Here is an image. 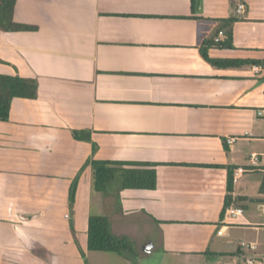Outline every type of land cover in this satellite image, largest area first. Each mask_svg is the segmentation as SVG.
I'll use <instances>...</instances> for the list:
<instances>
[{"label":"crops","instance_id":"obj_1","mask_svg":"<svg viewBox=\"0 0 264 264\" xmlns=\"http://www.w3.org/2000/svg\"><path fill=\"white\" fill-rule=\"evenodd\" d=\"M196 4L193 13L191 0L16 2L14 21L36 28L0 31V73L36 78L39 89L13 99L0 121V264H245L250 254L264 264V0ZM220 30L232 31L234 48L209 56L246 65L201 57ZM53 132L48 152L31 146ZM91 160L160 164L156 189H124L107 213L137 258L87 249L88 218L106 214L115 193L94 191ZM230 168L242 170L231 205L245 212L222 221ZM19 244L32 258L6 259L3 248Z\"/></svg>","mask_w":264,"mask_h":264},{"label":"trees","instance_id":"obj_2","mask_svg":"<svg viewBox=\"0 0 264 264\" xmlns=\"http://www.w3.org/2000/svg\"><path fill=\"white\" fill-rule=\"evenodd\" d=\"M18 0H0V31H32L36 27L16 23L13 19L14 9ZM29 1H49V0H29ZM197 0H191V9L195 13ZM231 24L234 19L219 20ZM216 46L225 49H233L232 31L228 32V37L221 41H209L200 48L201 57L214 67L218 68H236L246 65L247 60L234 59H214L209 56V48ZM0 61H2L0 59ZM39 83L33 77H21L19 75H8L0 73V121L6 122L10 117V108L13 99L25 98L35 99L38 95ZM72 135L76 140L91 141V133L85 130H73ZM92 171L93 189L96 192L114 194L105 196L104 215H90L87 228V249L97 252H112L128 259H134L138 256V246L135 240L128 236H117L113 234L110 226L108 212L112 207L120 204V191L124 189L141 188L156 189L158 186L157 167L159 163H140L125 161H100L91 160L87 163ZM249 170V168H244ZM259 171V169H254ZM234 171L230 168L227 181V194L220 217L225 219L226 211L233 203L232 193L234 188ZM78 185V177L71 186L69 201L74 204ZM259 194L264 195V178L259 186ZM260 202L262 199H252L241 197L240 202ZM4 257L8 260L21 262L32 258L33 254L22 244L15 246H5L3 248Z\"/></svg>","mask_w":264,"mask_h":264},{"label":"built area","instance_id":"obj_3","mask_svg":"<svg viewBox=\"0 0 264 264\" xmlns=\"http://www.w3.org/2000/svg\"><path fill=\"white\" fill-rule=\"evenodd\" d=\"M246 10V5L243 3H239L237 8H236V12L237 13H243ZM227 38V34L224 32V30H220L218 33V36L215 38V42H221L223 40H225ZM257 70V68H255ZM259 115L264 117V111L259 112ZM236 138L235 137H231L227 140L228 144H231L233 142H235ZM259 163V158L257 154H252L251 158H250V164L252 166H257ZM242 170H237L235 172V176H234V180L236 179L235 177L241 172ZM244 210L243 208L239 207V206H234L231 205L228 207L227 211H226V216H227V220H237L238 218H240L241 216H243L244 214ZM66 217H68V215H66ZM240 246L244 249H247L249 251H255L257 249V244L256 243H251V242H246V241H242L240 242ZM244 262L245 264H260V261L258 259H256L253 255H247L244 257Z\"/></svg>","mask_w":264,"mask_h":264},{"label":"clouds","instance_id":"obj_4","mask_svg":"<svg viewBox=\"0 0 264 264\" xmlns=\"http://www.w3.org/2000/svg\"><path fill=\"white\" fill-rule=\"evenodd\" d=\"M58 138V133L53 132L46 137H30L31 146L40 153H46L54 147ZM50 264H58V258L55 256L50 257Z\"/></svg>","mask_w":264,"mask_h":264},{"label":"water","instance_id":"obj_5","mask_svg":"<svg viewBox=\"0 0 264 264\" xmlns=\"http://www.w3.org/2000/svg\"><path fill=\"white\" fill-rule=\"evenodd\" d=\"M264 207V206H263Z\"/></svg>","mask_w":264,"mask_h":264}]
</instances>
